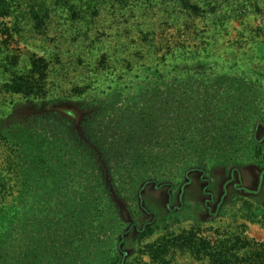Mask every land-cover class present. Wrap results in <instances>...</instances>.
<instances>
[{
	"label": "trees",
	"instance_id": "trees-1",
	"mask_svg": "<svg viewBox=\"0 0 264 264\" xmlns=\"http://www.w3.org/2000/svg\"><path fill=\"white\" fill-rule=\"evenodd\" d=\"M90 1L93 5L89 8H94L102 0ZM30 14L34 28L40 32L47 13L32 7ZM48 68L45 57H35L29 75H20L3 85L4 91L19 98L11 102L8 111L0 112V145L6 156V168H0V264H145L141 256L127 259L129 237L123 234L124 215L134 221L135 248L157 236L142 251L153 263L171 264L175 254L181 252L205 264H264L263 243L240 237L213 243L198 238L194 229L170 232L188 219L182 211H158L150 205L148 211L154 218L139 232L146 222L140 217L147 214L139 186L154 168L170 166L169 162L188 148V153L197 155L198 162L227 169L232 163L264 160V105L250 97L259 94L258 89L237 84L241 98L233 99L226 95L232 94L234 84L223 94H219L222 85L207 88L203 103L198 105L196 101L193 109L187 108L207 111L210 124L204 127L203 122L190 134L186 133L194 125H185L179 135L181 147L169 150L167 138L161 152L144 145L152 142L158 128L170 125L162 121L173 110L172 100L179 101L180 106L191 101L185 78L173 77L180 85L178 90L168 86L170 79L164 72L146 66L144 72L153 70L155 89H136L127 100L123 90L84 100L79 104L82 120L78 125L72 111L66 116L56 110L40 117L36 114L41 109L60 108L65 100L47 94ZM89 87L76 91L83 95ZM149 96L152 101L141 106V98ZM216 98H221L220 105H215ZM122 99L125 107H119ZM24 105H30L35 114L25 121L17 120V110ZM194 122L196 125L197 120ZM158 175L155 173V177ZM122 198L132 203L123 208ZM236 204V221L261 223L264 227V208L244 198ZM184 207L188 208L189 203L184 202ZM19 226L27 235L15 241Z\"/></svg>",
	"mask_w": 264,
	"mask_h": 264
},
{
	"label": "rangeland",
	"instance_id": "rangeland-1",
	"mask_svg": "<svg viewBox=\"0 0 264 264\" xmlns=\"http://www.w3.org/2000/svg\"><path fill=\"white\" fill-rule=\"evenodd\" d=\"M90 4V0H0V112L8 111L11 102L19 98L4 91L3 85L20 75H29L35 57H45L49 63L47 94L65 98L60 108L41 109L36 114L40 117L56 110L66 116L67 111H72L78 125L82 120L79 104L84 100L104 96L111 90H123L127 100L136 89L153 90L157 86L152 78L156 68L170 79L168 86L178 90L180 85L173 77L185 78L191 101L180 106L179 101L172 100L173 110L162 121L170 125L157 129L152 142L144 145L148 150L164 152L163 140L167 138L169 150L177 145L180 148L179 135L185 125H194L186 133L190 134L203 122L204 127L210 124L207 111L187 108L193 109L196 101L201 105L209 87L216 85L218 89L222 85L219 94H223L226 87L234 84L232 94L226 96L240 99L237 84L250 89L253 86L260 93L250 97L264 105V0H102L89 8ZM32 7L47 13L40 32L34 28ZM146 66L153 68L147 71L149 74L144 72ZM88 84L91 87L87 93L76 91ZM141 99L143 106L153 98ZM216 101L215 105L222 103L221 98ZM120 103L119 107H125L123 99ZM35 111L30 105L19 107L17 120L25 121ZM261 132L264 134V126ZM188 150L175 156L170 166L154 168L149 179L139 186L141 204L147 211L140 217L146 222L139 232L154 218L148 211L151 205L158 211H182L188 216L170 232L194 229L198 238L213 243L232 242L240 237L264 244L261 223L236 221L233 215L240 198L264 208V160L232 163L227 169L198 162L197 155ZM5 157L0 145L2 169L6 168ZM6 174L9 175L7 171ZM128 202L122 198V207L132 203ZM184 202L189 203L186 209ZM122 220L123 234L129 237L127 259L141 256L145 264H157L142 253L157 236L145 239L141 248H135L134 221L126 215ZM20 229L21 226L14 233L15 241L27 235ZM171 264L205 262L179 252Z\"/></svg>",
	"mask_w": 264,
	"mask_h": 264
}]
</instances>
